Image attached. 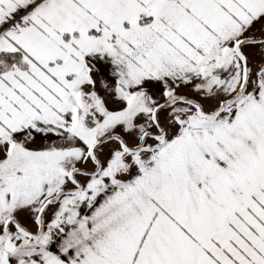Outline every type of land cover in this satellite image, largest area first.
<instances>
[{
    "label": "snow or ice",
    "instance_id": "6c2138e0",
    "mask_svg": "<svg viewBox=\"0 0 264 264\" xmlns=\"http://www.w3.org/2000/svg\"><path fill=\"white\" fill-rule=\"evenodd\" d=\"M0 264H264V0H0Z\"/></svg>",
    "mask_w": 264,
    "mask_h": 264
}]
</instances>
